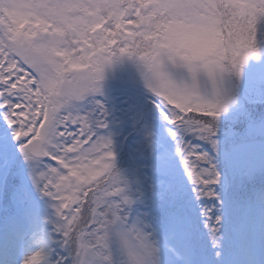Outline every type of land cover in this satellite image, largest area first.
<instances>
[{
	"label": "snow or ice",
	"instance_id": "obj_1",
	"mask_svg": "<svg viewBox=\"0 0 264 264\" xmlns=\"http://www.w3.org/2000/svg\"><path fill=\"white\" fill-rule=\"evenodd\" d=\"M0 264H264V0H0Z\"/></svg>",
	"mask_w": 264,
	"mask_h": 264
}]
</instances>
